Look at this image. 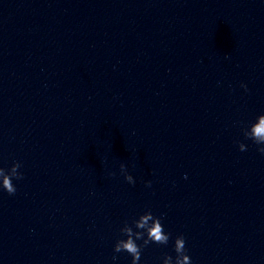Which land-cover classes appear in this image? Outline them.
Listing matches in <instances>:
<instances>
[{
    "label": "clouds",
    "instance_id": "9594fccd",
    "mask_svg": "<svg viewBox=\"0 0 264 264\" xmlns=\"http://www.w3.org/2000/svg\"><path fill=\"white\" fill-rule=\"evenodd\" d=\"M241 87L247 91V85L241 84ZM243 135L246 139H250L258 146V152L264 154V114L258 115L255 122L243 130ZM237 143L241 152L247 150V146L244 143ZM20 167L21 164L19 162H14L9 169L0 167V188L9 195H14L17 190L12 182L13 179L20 180L23 178V174L18 171ZM120 170L127 183L134 185L135 180L133 176L128 173L124 164L120 165ZM110 175H115V173H110ZM146 184L150 187L151 181L146 182ZM132 224L137 230L134 231L133 226L125 222L120 232L126 236V239H118L113 249L115 253L127 252L132 258L131 264H139L142 249L147 247L150 243L160 245L168 244L170 234L164 231L161 218L154 216L150 210L145 211L138 219L133 220ZM137 240H142L143 243L138 245L136 242ZM174 251L176 253L175 258L171 255H165L162 264H191V258L187 254L186 241L183 235H179L175 238ZM116 258V256H113V260Z\"/></svg>",
    "mask_w": 264,
    "mask_h": 264
}]
</instances>
